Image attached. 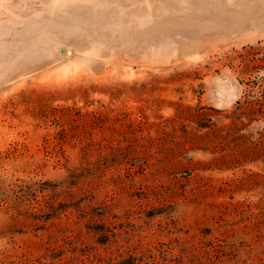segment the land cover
Wrapping results in <instances>:
<instances>
[{"label": "rangeland", "instance_id": "rangeland-1", "mask_svg": "<svg viewBox=\"0 0 264 264\" xmlns=\"http://www.w3.org/2000/svg\"><path fill=\"white\" fill-rule=\"evenodd\" d=\"M0 264H264V0H0Z\"/></svg>", "mask_w": 264, "mask_h": 264}]
</instances>
